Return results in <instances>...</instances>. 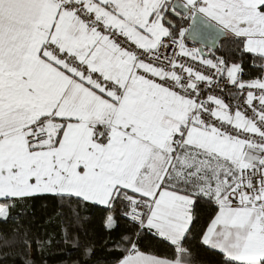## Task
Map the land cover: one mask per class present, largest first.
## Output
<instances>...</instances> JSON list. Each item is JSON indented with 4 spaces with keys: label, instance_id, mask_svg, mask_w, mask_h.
<instances>
[{
    "label": "snow or ice",
    "instance_id": "obj_1",
    "mask_svg": "<svg viewBox=\"0 0 264 264\" xmlns=\"http://www.w3.org/2000/svg\"><path fill=\"white\" fill-rule=\"evenodd\" d=\"M57 198L115 264H264V0H0V222Z\"/></svg>",
    "mask_w": 264,
    "mask_h": 264
},
{
    "label": "trees",
    "instance_id": "obj_2",
    "mask_svg": "<svg viewBox=\"0 0 264 264\" xmlns=\"http://www.w3.org/2000/svg\"><path fill=\"white\" fill-rule=\"evenodd\" d=\"M205 52L206 56H222L228 60L236 55L235 46L228 37L220 40L214 53ZM247 66L252 67L250 57ZM200 211L202 217L206 215V209ZM17 213L21 215L14 221L0 222V264H115L120 256L118 250L109 247L111 239L101 223L100 215L94 214L90 207L77 209L75 203L70 204L66 200L41 199L17 209L12 213L13 217ZM66 231L69 241L73 240L74 234H79V249L72 242L64 241ZM25 236L35 243L25 247ZM88 244L93 248L91 256L84 252L83 245ZM186 247L189 249L185 256L188 264H218L219 257L205 251L198 241L192 240ZM142 250L172 258L171 250L163 245L145 244Z\"/></svg>",
    "mask_w": 264,
    "mask_h": 264
},
{
    "label": "water",
    "instance_id": "obj_3",
    "mask_svg": "<svg viewBox=\"0 0 264 264\" xmlns=\"http://www.w3.org/2000/svg\"><path fill=\"white\" fill-rule=\"evenodd\" d=\"M222 39H223V38H222ZM222 39H221V40H222ZM188 42H189L190 44H193V42H192L191 39H189ZM219 42H220V41H219ZM205 43H207V42H205ZM205 43H197V44H194V45H197V46H199V47H203V48H205V50H208V51H213L211 47H205ZM218 44H219V43H218ZM218 44H217V46H218ZM217 46H216V48H217Z\"/></svg>",
    "mask_w": 264,
    "mask_h": 264
},
{
    "label": "built area",
    "instance_id": "obj_4",
    "mask_svg": "<svg viewBox=\"0 0 264 264\" xmlns=\"http://www.w3.org/2000/svg\"><path fill=\"white\" fill-rule=\"evenodd\" d=\"M188 46H189V47H193V46L199 47V46H197V45L190 44V43H188ZM205 53H207V52H205ZM217 94L219 95V93H217Z\"/></svg>",
    "mask_w": 264,
    "mask_h": 264
}]
</instances>
